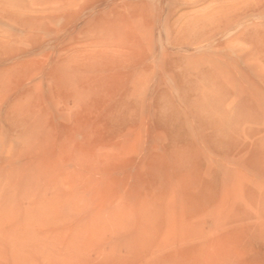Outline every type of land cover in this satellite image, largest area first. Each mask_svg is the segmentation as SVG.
I'll use <instances>...</instances> for the list:
<instances>
[{
	"label": "rangeland",
	"instance_id": "374dc122",
	"mask_svg": "<svg viewBox=\"0 0 264 264\" xmlns=\"http://www.w3.org/2000/svg\"><path fill=\"white\" fill-rule=\"evenodd\" d=\"M0 264H264V0H0Z\"/></svg>",
	"mask_w": 264,
	"mask_h": 264
},
{
	"label": "bare ground",
	"instance_id": "6f19581e",
	"mask_svg": "<svg viewBox=\"0 0 264 264\" xmlns=\"http://www.w3.org/2000/svg\"><path fill=\"white\" fill-rule=\"evenodd\" d=\"M196 72H197V71H196ZM210 100H211V99H210ZM206 102H207V101H206ZM211 102H212V101H211ZM195 105H196V104H194V106H195ZM194 109H196V108H194ZM197 109H198V108H197ZM201 109H202V108H201ZM214 112H215V111H214ZM200 113H201V112H200ZM211 113H212V112H211ZM215 114H216V113H215ZM197 117H199V116H197ZM217 117H218V116H217ZM202 118H203V117H202ZM210 118H211V117H210ZM218 118H219V117H218ZM218 118H217V119H218ZM217 119H216V120H217ZM220 119H221V118H220ZM220 119H219V120H220ZM200 120H201V119H200ZM204 120H205V119H204ZM213 120H214V119H213ZM216 120H215V122H216ZM222 120H223V119H222ZM240 120H241V119H240ZM208 121H209V120H208ZM206 122H207V120H206ZM209 122H210V121H209ZM213 122H214V121H213ZM223 122H224V121H223ZM216 123H217V122H216ZM207 124H208V123H207ZM218 124L220 125L219 122H218ZM224 124H227V123L225 122ZM231 124H232V123H231ZM239 124H241V123H239ZM209 125H210V124H209ZM211 125H214V123L211 124ZM219 125H218V126H219ZM221 125H222V124H221ZM218 126H217V127H218ZM225 126H226V125H225ZM227 126H228V125H227ZM241 126H242V125H241ZM209 127H210V126H209ZM215 127H216V126H215ZM215 127L213 126V128H215ZM185 128H186V127H185ZM221 128H222V127H221ZM235 128H236V127H235ZM239 128H240V127H239ZM222 129H223V128H222ZM226 129L228 130V129H230V128H227V127H226ZM226 129L224 128L223 131H226ZM237 129H238V128H237ZM241 129H242V128H241ZM213 130H215V129H213ZM219 130H221V129H219ZM230 130H231V129H230ZM234 130H235V129H234ZM234 130H233V131H234ZM215 131H216V130H215ZM227 133H228V132H227ZM231 133H232V132H231ZM233 133H235V132H233ZM239 133H240V132H239ZM197 134H198V133H197ZM212 134H214V133L212 132ZM216 134H217V132H216ZM198 135H199V134H198ZM222 135H223V134H222ZM224 135H225V132H224ZM231 135H232V134H231ZM231 135H230V136H231ZM233 135H234V134H233ZM226 136H228V135L226 134ZM226 136H225V137H226ZM208 137H209V136H208ZM225 137H224V139H225ZM231 137H232V136H231ZM236 137H237V136H236ZM211 138H212V137H211ZM221 138H222V137H221ZM228 138H229V137H228ZM228 138H226V140H227ZM233 138H235V137H233ZM200 139H201V138H200ZM216 139L218 140V138H216ZM216 139H215V140H216ZM210 140H211V139H210ZM217 140H216V141H217ZM205 141H206V140H205ZM219 141H220V139H219ZM221 141H222V140H221ZM221 141H220V143H221ZM228 141L231 142L230 139H228ZM228 141H224V142H226V145L229 144ZM222 142H223V141H222ZM242 142H243V141H242ZM212 143H213V142H212ZM218 143H219V142H218ZM220 143H219V144H220ZM231 143H233V142H231ZM216 144H217V143L215 142L213 146H216ZM219 144H218L217 146H219ZM211 146H212V145H211ZM217 146H216V147H217ZM221 146H224V143H223V145H221ZM227 146H228V145H227ZM229 146H230V145H229ZM219 147H220V146H219ZM232 147H233V146H232ZM245 147H246V146H245ZM210 148H211V147H210ZM243 148H244V147H243ZM214 149H215V147H214ZM216 149H217V148H216ZM225 149H226V148H225ZM220 150H222V149H220ZM217 151H218V150H217ZM231 151H232V150H231ZM230 153H231V152H230ZM172 157H173V156H172ZM176 157H177V156H176ZM177 158H178V157H177ZM181 158H182V157H181ZM172 159H173V158H172ZM179 159H180V158H179ZM181 161H182V159H181ZM168 165H169V164H168ZM180 166H181V164H177L176 167H174V173H176V169H178V167L180 168ZM181 170H182V169H181ZM213 170H214V169H213ZM217 172H218V171H217ZM184 173H186V172H184ZM184 173H183V175H184ZM179 174H180V173H179ZM175 176H176V175H175ZM187 176H188V175H186V178H188ZM178 177H179V176H178ZM215 177H216V176H215ZM217 177H218V176H217ZM174 178H175V177H174ZM180 178H181V177H180ZM182 178H184V177H182ZM215 185H216V184H215ZM244 189H245V187H244ZM201 200H202V199H201Z\"/></svg>",
	"mask_w": 264,
	"mask_h": 264
}]
</instances>
